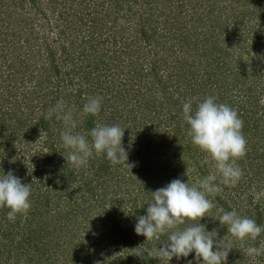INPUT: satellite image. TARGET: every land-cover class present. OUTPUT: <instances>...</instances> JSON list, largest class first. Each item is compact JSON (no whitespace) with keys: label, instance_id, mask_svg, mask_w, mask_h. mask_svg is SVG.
<instances>
[{"label":"trees","instance_id":"obj_1","mask_svg":"<svg viewBox=\"0 0 264 264\" xmlns=\"http://www.w3.org/2000/svg\"><path fill=\"white\" fill-rule=\"evenodd\" d=\"M245 1L224 0L225 5L216 10L221 13H217L212 2L204 0L200 14L195 8L197 2L191 5L190 0H0V77L5 78L7 67L8 73L14 74L21 71L22 66L29 65L28 78L35 83L27 94L20 90L15 93L5 91L7 97L3 90L8 89L1 84L5 80L0 83V138L2 134H19L20 130L26 131L25 137L46 135L47 153L42 159L39 152L34 154L39 167L44 165L39 173H47L45 181L51 186V192L67 194L72 190L71 201L58 199L54 202L55 206L62 207H58L45 222V227L52 226L53 233L58 235L53 244L57 247L62 241L66 253H70L67 260L74 264H94L100 258L111 257L121 261L119 255L123 252L133 253L140 248L145 253L143 257L134 255L133 258L138 259L135 264H162V260L150 257L155 245L161 246L159 241H147L143 235H137L135 224L139 216L146 215L144 209L152 199V191L173 179L179 178L191 185L197 178L212 173L209 163L197 166L198 160L192 156L195 153L190 154V151L198 147L188 135L189 125L177 120V113L172 114L180 97L199 90L207 96H215L217 103L237 110L243 120L247 153L237 160L244 173L240 181L230 187L218 179L216 183L222 192L208 197L215 207L200 221L187 220L185 226L200 222L206 231L214 232L212 228L209 230L210 220L216 228L225 229L218 220L220 209H235L239 215L246 212L243 216L264 225V206L261 208L264 196L259 201L256 199L264 192V46L259 47L264 43V0L259 4L256 2L260 11L257 16L263 19L256 21L248 32L250 37L244 38L247 43L253 41L252 44L258 46L250 59L231 62L233 57L229 53H233V40L227 34L230 20L220 19L225 9L234 16L235 25H244L242 8ZM236 13L239 16H235ZM37 16L44 21L38 22ZM247 20H251L250 15ZM5 42L12 47L20 43L24 52L19 53L26 55L29 61L21 59L19 62L15 60L19 56L9 57L8 51H4ZM95 96L103 98L99 114H84L87 98ZM61 99L68 107L79 108V125L85 133L97 123L118 124L123 128L124 122L136 121L135 117L124 118L118 110L121 103H136L142 109L139 113L142 121L134 125L135 129L126 126L122 146L128 154L126 163H135L134 168H142L147 176L139 181L136 179L137 182L128 180L122 164L111 165L106 154H93L87 166L79 169L67 162L69 149L52 140L57 132L60 134L64 130L63 121L56 118V113L51 119L47 118L49 110ZM5 103L10 104L11 110ZM23 103H30V106L22 108ZM10 119L14 120L13 125L7 123ZM80 127L75 130L80 132ZM0 143L3 145L8 141ZM11 145L8 144L2 153L7 159L0 162V175L14 171L17 169L14 165L22 164L15 154L16 146ZM140 145L143 151H136L134 147ZM154 148H163L160 155ZM187 160L195 164L192 179L186 171ZM37 181L30 183L31 188ZM244 184L251 187L247 195L245 189L248 187L242 189L241 186ZM141 192L144 193L142 199L148 198L142 200L139 207ZM78 199H83L87 208L79 209ZM2 209L6 210V207ZM2 209L1 230L6 222V218H2ZM47 210L42 209L41 214ZM36 213L34 210L22 225L25 239L14 238L11 231L1 234L0 264H7L11 256L21 255L20 250L36 249L39 236L48 235V230L33 229L26 233L27 224L39 223L42 219L41 214ZM80 213L83 215L79 216ZM33 235L38 237L36 243L32 242ZM212 237L216 238L214 234ZM86 238L96 239L92 245L98 246L87 247L86 254H80ZM161 240L167 239L163 236ZM259 243L258 237L253 245L259 246ZM101 250L102 255H99ZM175 259L173 257L170 262L174 264ZM134 263L128 261V264Z\"/></svg>","mask_w":264,"mask_h":264},{"label":"clouds","instance_id":"obj_2","mask_svg":"<svg viewBox=\"0 0 264 264\" xmlns=\"http://www.w3.org/2000/svg\"><path fill=\"white\" fill-rule=\"evenodd\" d=\"M216 100L215 96H207L197 104L195 110L190 99L182 105L184 119L189 125L188 135L194 145L208 154L207 159L213 163L215 171L197 178L191 185L177 178L152 191L146 215L139 216L135 224L137 235H143L147 241H159L161 246L158 248L156 244L150 257L165 261L166 264L173 257L180 259L193 252L195 259H202L203 264H226L229 251L233 249L232 241L222 246L220 241L213 239V231H206L205 225L200 222L180 227L186 220L200 221L202 217L208 216L207 213L215 207L208 197H215L223 190L216 183L218 179L223 185L235 186L244 174L237 163L247 153V140L242 133L243 120L235 108L217 103ZM102 101L100 96L88 97L83 105V113L97 116ZM53 113L63 121L61 140L64 147L69 149L66 160L73 167L79 169L87 166L93 154H106L112 165L122 164L129 172L135 166L134 163H126L128 154L122 146L125 128L118 124L97 123L88 133L75 131L78 121L74 118V110L62 99L49 110L47 118L51 119ZM30 195L31 184L22 183L12 171L0 175V207L10 209L8 220L15 221L17 214H27L31 207ZM261 196H264V192L256 196L257 201ZM219 211L220 224L226 226L227 232L240 241H256L264 233V225L239 215L235 209ZM163 236L167 240L162 241ZM144 253L137 248L131 254L143 257ZM246 253L253 258L264 256V241H260L258 247L248 246Z\"/></svg>","mask_w":264,"mask_h":264},{"label":"rangeland","instance_id":"obj_3","mask_svg":"<svg viewBox=\"0 0 264 264\" xmlns=\"http://www.w3.org/2000/svg\"><path fill=\"white\" fill-rule=\"evenodd\" d=\"M203 1L204 0H190L191 5L196 4V2H197V7H195V8L198 11V13H200V14H201L200 10L202 9V7L204 5ZM207 1L208 0H205V2H207ZM209 1L212 2L213 7L215 8V11L220 9L222 7V5L224 6L225 2H228V0H225V2H224V0H209ZM261 1H263V0H246L244 2V6L242 8L244 10V12H242V15H244V13H245V21H244V25H240V26H238L237 24L236 25L234 24V22H233L234 16L231 14V12H228L225 9L222 10L224 15H222V17L220 19L228 18V20H230V22L229 21L227 22L230 24V26L228 27V30H227V34H229L230 39L233 40V48H232L233 53H229L230 57H233V59L231 61L232 63H235L238 60L244 61L245 59H250L251 57H253L255 55L256 49L258 47L257 44H255V43L252 44L253 41H251L250 43H247V39H246V41H244V38L250 37L248 32L250 31L251 26L254 25L256 23V21L263 19V18H260V16H257L258 14H260V11H258L259 7L256 4V2L259 4ZM170 2L175 3L174 1H170ZM176 5H177V2H176ZM205 8H206V6H205ZM217 13H221V12L218 11ZM203 15H205V13ZM248 15H250L251 20H247ZM51 16H52V14H50V17ZM235 16H239L238 13H236ZM36 18L39 20L38 22L44 21V20L40 19L41 17H39V16H37ZM204 19H206V18H204ZM130 21L133 22V20H130ZM262 23H264V22H262ZM263 26H264V24H262V27ZM225 36H227V35H225ZM5 44H6V42H5ZM263 44L264 43L259 45V47L264 46ZM19 45H20V43H17L14 45V47H12V45L10 43H8L5 45L4 51H8L9 57H11V58L13 56H19V58L15 59L19 62L21 59L29 61V58L26 55L25 56L21 55V53H23L24 51H23V49H20L21 45L20 46ZM13 48H15V49H13ZM9 50H10V52H9ZM235 51H236V53H234ZM19 52H21V53H19ZM131 52H132V50H131ZM121 58H124V55H122ZM4 60L5 59H3V61ZM247 61H250V60H247ZM119 62L121 63V61H119ZM7 68H8L7 71H5V74L6 73L7 74L4 76L5 78L0 77V83L5 80L4 83H1V84H3V86L6 89H8V90H3L6 97L8 96V92L15 93L16 90H20L21 92L24 91L27 94L29 91V88H34L35 83H32L28 78V74H30V72H31V67L29 65H28V67L22 66L21 71H16L14 74H9L8 72H10V69H9V67H7ZM125 69H126V67H125ZM21 79H23L22 82H21ZM5 91H8V92H5ZM202 91L203 90H199L197 92L195 91L192 93L189 92L188 94L184 95V97L179 96L180 99H179L178 103L175 104V107L172 109V114L177 113L176 119L177 120L181 119L184 122V123H182L183 125L187 123L185 121L184 115H183V110H182L183 103H185L186 101H188L190 99L193 102L192 107L196 108L197 104L199 102H202L204 100V98L207 97V94L203 93ZM25 98L29 99L28 95H26ZM172 102H173V100H172ZM5 104L11 110L12 107L10 106V104H8V103H5ZM25 104L26 103L22 104V108H25L26 106L27 107L30 106V103H27V105H25ZM22 108H20L19 110H22ZM71 108L74 110V118L78 121V127H80L79 123H80L81 111L78 110L79 108L77 109V106H74ZM118 110L120 111V114H122L124 118L126 116L136 118V121H128L126 123L124 122L123 128H127L126 126H128V127H131L130 129H135L136 127H134V125L137 126V123L142 121V118L140 117V114H139V113H142V109H139V107L134 102H131V105L121 103L120 107L118 106ZM135 111L138 113L139 116L135 113ZM18 113L19 112H17V115H18ZM0 114H1V112H0ZM10 114H11V112H10ZM123 117H122V119H124ZM118 122H122V121L118 120ZM7 123L8 124L12 123L11 125H13L14 120H11V119L7 120ZM165 130H168V129H165ZM54 131H56V130H54ZM188 131H189V129H188ZM80 132L85 133V131H82L81 127H80ZM14 133H9V135H7V136L2 134V137L0 138L1 139L0 141H3V142L8 141V143H4L3 145L0 143V162H4L7 159V157L5 155H3L2 153L5 152V148L8 144H10V145L12 144L11 147L13 145L16 146V149H14L15 154L19 157V159L22 163L21 165H18V166L16 165V167L14 165V168H17V169H14V171H12V173L15 174V176L19 177L21 179V182L25 183V184H30V183L32 184L33 181H36V180H38V181L31 188V195L29 197V200L31 202V207H30V209L26 215L22 214V216H19L17 214L15 221H10L7 219V213H8V211H10V209H7V207H6V210H5V209H2V207H0L2 209V215H3L2 218H6V222L3 223V228L5 230L3 228H2L3 231L0 229L1 230L0 236L2 233L7 234L11 231L14 238L20 240L21 239L20 237H22L23 239H25L26 238L25 229H22V225H24L26 223V220L29 219V217L31 216V213L34 210L38 212V213H36V215H40L41 210L44 208L48 209L47 213L41 214L40 217L42 219L40 220V222L38 221L39 223L33 224L32 222H30V224H27L28 227L26 228V233L32 232L33 229H35V230H48L47 231L48 235H46V233H44L45 236L43 238L38 235L39 240H38L37 235H33L34 238L32 239V242L36 243V241L38 240L36 243L37 244L36 249L35 248H29L27 250H20L21 255L11 256L10 258L7 259V264H74L73 261L70 262L69 260H67L68 257H70L71 255H70V253L69 254L66 253L65 246L61 244L62 241L58 242L59 244H57V247H56V244L55 245L53 244L54 240H56V237L58 236L56 234V232L53 233V231H52L53 227L52 226L45 227L46 219L48 220V218H51L52 213L57 211L58 207H60V205L55 206L54 202L56 203V201L58 199L61 201H63V200L64 201H66V200L71 201L70 192L72 190H70L69 193H67V194H63V193H60L58 191L51 192V186L47 185L46 181H45V178L48 176L47 173H45L43 175H41L39 173V169L42 168L44 165H42V166L40 165V167H39V162L36 160V158H34V153L39 152L40 159H42L45 156V154L48 151L47 144H45V136L46 135H42V136L38 135V136L32 138L31 136L25 137L24 134L26 133V131H24V130H20L19 134L15 133V135H14ZM57 133H59V132H57ZM57 133L54 136V138H52V140L53 141L57 140V142H60V144L64 147L63 142L61 140V133L60 134H57ZM18 135H22V136L20 138H17ZM18 139H20V142H18ZM134 148L136 151L137 150L143 151V148L141 147V145L138 147H134ZM162 149L163 148H154V152L157 151L156 154L160 155L159 152H161ZM169 149H170V147H167V150H169ZM195 149L197 151H195ZM195 149L191 150L190 154L195 153L192 156H193V159H195V161L198 160L197 166H203L204 164L209 163L211 172H214L213 163L210 162L209 159H207L208 154L204 151L201 153V150L199 147H198V149L197 148H195ZM187 161L189 163V167L187 168L188 170H186V171L189 173V178L192 179L194 176H191V175L193 172H195V164L194 163L191 164V160H187ZM162 162H164V158H162ZM53 163L55 165V168L57 169L56 161L54 160ZM128 163H131V162L128 161ZM10 166L12 167V165H10ZM122 169L125 171V174H126V177L128 178V180H132V179L136 180L137 179L139 181V180H142V177L147 176L144 174V171L142 168L132 167L130 169L131 173L128 171V169L124 165H122ZM19 174H21V175H19ZM27 177L30 179L29 181L25 179ZM22 179H24V180H22ZM137 180H136V182H137ZM78 184H79V182L76 183V185H78ZM241 186H242V189H244V188H247L248 186H250V184H248V186H245V184L241 185ZM46 190H50V192H46ZM249 191H251V187H248L247 189H245V195H247ZM47 195H48V198L46 199L45 196H47ZM65 195H68V196L65 197ZM143 195H144V193L141 192L140 198L138 200V203H140L139 207L141 204H143L141 201L142 200L146 201L148 198V197H144L142 199ZM85 197L88 199V201H90L91 198L89 197V195H86ZM45 199L47 202L45 201ZM82 200L83 199H78V203H80L79 209H81L83 207L87 208V206H86L87 204H83ZM72 201H73V199H72ZM263 206H264V200L261 204V208ZM61 207H62V205H61ZM146 208L147 207H145L144 210H146ZM85 213H87V211L84 212L83 214H85ZM244 213H246V212H242L241 216H243ZM81 214L82 213H80L79 216ZM245 215H247V213ZM262 219H264V209H263ZM186 222H187V220H186ZM186 222L184 225H182L180 227L181 228L187 227V226H185ZM208 224H209V230H210V228L215 230L212 233V236L214 234V236L216 237L215 239L217 241H220L222 246L227 245L229 241H232L233 249H231L229 251L226 264H264V256L253 258V257L248 256L246 253V249L248 246H250V245L255 246V245H253V243L255 241H251L249 239H246L245 241H240V240L232 237L231 234L227 232V227L225 229L216 228V224H213V222H210V220L208 221ZM37 225H39V226H37ZM191 225H194V223ZM191 225H189V226H191ZM32 226H34V227H32ZM84 226H86V225H84ZM0 228H1V226H0ZM165 239H167L166 236H165ZM259 241H264V236H259ZM95 242H96V239H91V238L87 239L86 238L85 244L82 247L83 250L79 251V253L80 254H86V248L87 247H94V248L97 247L98 245H92V244H95ZM147 243L148 242L146 241V244ZM101 246H102V243H101ZM213 247L215 250L216 245H214ZM46 248H48V249H46ZM102 250L100 252H98L99 255H102V252H103ZM131 253H132V251H128V252L125 251V252H123V254L119 255L121 258V261H120V259L114 260L113 257L107 258V259H104V258L101 259L100 258L94 264H101V263H104V264H128V261L133 262V263L138 262V259L133 258V257H135L134 254H132V256H131ZM161 263L166 264L165 261H162ZM88 264H92V263H88ZM169 264H172V263L169 261ZM174 264H203V261H202V259H200V260L195 259V253L193 252V253H190L188 257H181L180 259H175Z\"/></svg>","mask_w":264,"mask_h":264}]
</instances>
